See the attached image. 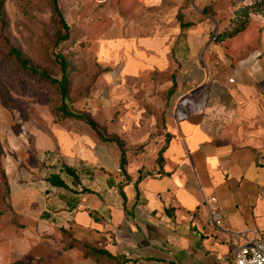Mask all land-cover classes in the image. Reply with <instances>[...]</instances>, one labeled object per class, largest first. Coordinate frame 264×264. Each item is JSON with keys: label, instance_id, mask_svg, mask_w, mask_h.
<instances>
[{"label": "crops", "instance_id": "0c3cea01", "mask_svg": "<svg viewBox=\"0 0 264 264\" xmlns=\"http://www.w3.org/2000/svg\"><path fill=\"white\" fill-rule=\"evenodd\" d=\"M216 1L110 12L82 110L97 131L30 121L3 146L0 264H235L234 248L264 233V61L240 36L214 42Z\"/></svg>", "mask_w": 264, "mask_h": 264}, {"label": "rangeland", "instance_id": "374dc122", "mask_svg": "<svg viewBox=\"0 0 264 264\" xmlns=\"http://www.w3.org/2000/svg\"><path fill=\"white\" fill-rule=\"evenodd\" d=\"M131 1L58 0L70 27V38L57 45L55 33L59 21L51 0H4V24L0 23V158L4 154L3 146H8L9 137L18 136L26 122L56 123V110L60 106L57 86L22 73L14 58L9 56L10 49L16 48L35 67L56 79L60 78V69L55 57L62 55L71 70L67 107L69 111L82 113L86 109L84 102L89 100L94 89V70L89 63L93 37L100 33L111 11H124ZM240 2L216 1L215 7L219 6L224 12L222 25L227 23ZM243 2L247 4L249 0ZM211 11L213 7L208 14ZM239 36V46L264 60V16L252 15L248 28ZM3 174L0 163L1 180Z\"/></svg>", "mask_w": 264, "mask_h": 264}, {"label": "trees", "instance_id": "16d2710c", "mask_svg": "<svg viewBox=\"0 0 264 264\" xmlns=\"http://www.w3.org/2000/svg\"><path fill=\"white\" fill-rule=\"evenodd\" d=\"M53 5V12L57 16L59 21V29L55 33L57 45L62 44L69 40L70 38V27L59 8L58 0H51ZM241 0L239 5L235 7L232 11V17L227 21L222 30L214 36V42H222L224 40L232 39L243 33L249 26L250 17L252 15H262L264 16V0H249V3L245 4ZM3 5L4 0H0V23L4 24L3 18ZM178 21L180 22L181 31L187 29L191 24L183 23L181 15H178ZM183 36V33L180 36ZM9 56L14 58L20 71L32 77H37L38 79L47 82L51 85L57 86L58 93L60 95V106L57 107V122L62 121L66 118H73L76 120L84 121L90 127L97 131L96 123L88 117L86 114H81L74 111H69L67 107V101L69 100V87H70V73L69 63L62 55H57L55 57V62L60 69V78H53L47 71L41 70L35 67L29 59L22 55V53L16 48H11L9 51ZM263 60V59H262ZM264 61V60H263ZM125 163V157L123 154L122 166ZM68 173H73L70 169H67ZM72 176H74L72 174ZM49 180L51 184L57 187L65 188V183L60 179L59 175H52ZM77 179L74 177V183Z\"/></svg>", "mask_w": 264, "mask_h": 264}, {"label": "built area", "instance_id": "2783aa9c", "mask_svg": "<svg viewBox=\"0 0 264 264\" xmlns=\"http://www.w3.org/2000/svg\"><path fill=\"white\" fill-rule=\"evenodd\" d=\"M233 82V80H230ZM79 192L83 189L78 187ZM204 206L208 212L211 226L217 230L224 231L223 214L219 207L217 197L211 196L204 199ZM235 264H264V233L254 236L247 243L237 245L232 252Z\"/></svg>", "mask_w": 264, "mask_h": 264}]
</instances>
